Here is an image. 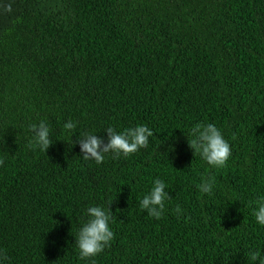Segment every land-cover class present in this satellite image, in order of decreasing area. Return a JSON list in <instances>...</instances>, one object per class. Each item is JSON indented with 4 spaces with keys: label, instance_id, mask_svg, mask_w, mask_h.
I'll return each mask as SVG.
<instances>
[{
    "label": "trees",
    "instance_id": "trees-1",
    "mask_svg": "<svg viewBox=\"0 0 264 264\" xmlns=\"http://www.w3.org/2000/svg\"><path fill=\"white\" fill-rule=\"evenodd\" d=\"M42 120L48 152L31 144ZM199 122L223 130L227 167L189 147ZM136 124L154 131L147 148L83 159L79 132ZM0 159L10 264H90L79 220L109 201L116 235L96 264H264L247 207L264 195V0H0ZM209 175L213 197L197 187ZM156 178L172 197L159 220L139 203Z\"/></svg>",
    "mask_w": 264,
    "mask_h": 264
},
{
    "label": "clouds",
    "instance_id": "clouds-1",
    "mask_svg": "<svg viewBox=\"0 0 264 264\" xmlns=\"http://www.w3.org/2000/svg\"><path fill=\"white\" fill-rule=\"evenodd\" d=\"M12 12V5L8 4L5 9ZM78 122L68 120L63 124V130L73 135L77 132ZM33 147L48 152L53 144V130L45 121L38 125H31ZM107 139L96 134L95 130L79 132L77 143L80 146L85 161L94 160L97 164L104 162L106 154L115 156L129 157L143 148H147L150 138L154 136V131L146 124H136L118 130L115 126H109L105 129ZM189 147L194 150L195 156H199L213 169L220 170L228 165L232 156V146L225 138L223 130L214 123L199 122L189 129L188 135ZM4 160L0 159V166H3ZM199 191L209 197L215 195L217 188L216 177L209 175L202 183L197 185ZM168 184L160 178H156L150 190L139 200L140 206L147 214L155 219H161L167 211V202L171 200L168 191ZM113 201L108 205L104 204L88 206L84 211L86 220H79V229L76 237V245L79 250V258L82 261H89L90 264H96L95 258L110 248L115 239V232L112 228L114 223L111 209ZM228 204L221 203L218 206L220 216L228 212ZM247 207L252 208V216L255 222L264 227V195L258 194L254 200L247 203ZM184 209L177 204L174 208L178 216L184 214ZM259 253H253L252 258L257 259ZM0 264H10V258L4 249H0Z\"/></svg>",
    "mask_w": 264,
    "mask_h": 264
},
{
    "label": "bare ground",
    "instance_id": "bare-ground-1",
    "mask_svg": "<svg viewBox=\"0 0 264 264\" xmlns=\"http://www.w3.org/2000/svg\"><path fill=\"white\" fill-rule=\"evenodd\" d=\"M202 177H203V175H202Z\"/></svg>",
    "mask_w": 264,
    "mask_h": 264
}]
</instances>
